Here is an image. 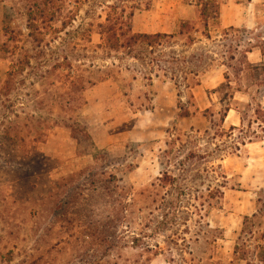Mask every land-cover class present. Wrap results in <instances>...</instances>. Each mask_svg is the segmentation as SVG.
I'll use <instances>...</instances> for the list:
<instances>
[{
    "label": "rangeland",
    "instance_id": "374dc122",
    "mask_svg": "<svg viewBox=\"0 0 264 264\" xmlns=\"http://www.w3.org/2000/svg\"><path fill=\"white\" fill-rule=\"evenodd\" d=\"M34 1L0 0V84L20 56L30 58L9 85L4 107L0 103V264H245L234 258L233 249L243 217L255 210V192L264 186L262 141L187 163L194 169L220 164L227 176L224 198L206 217L223 232L214 248L196 241L193 207L187 219V208L179 207L175 222L162 229L160 212L142 208L139 198L165 170L178 173L187 154L218 141L211 139L217 126L206 109L219 122L229 106L222 124L228 130L240 125L242 110L253 114L257 103L264 107V85L252 83L255 77L264 82V74L243 73V92L230 99L223 97L225 78L217 65L201 84L188 88L153 70L154 55L138 61L126 50L107 53L100 45V24L112 9H125L126 15L133 11L135 32L177 33L183 21L202 29L197 0H50L55 29H46L44 40L28 28ZM217 1L212 40L195 32L192 46L174 39L162 49L165 59L170 50L188 55L206 48L208 65L217 64L222 47L216 40L230 26L229 43L240 42L241 48L249 47L252 36L264 37V0ZM248 58L264 68L258 48ZM57 61L59 71L82 78L84 102L76 109L68 103L74 98L69 85L36 74ZM182 110L190 115L180 116ZM72 114L87 126L90 141L76 140L60 124ZM10 120L18 127L10 129ZM91 142L107 152L106 158H93ZM41 153L44 163L41 159L32 173L29 157ZM73 190L82 197L66 208L61 200ZM121 205L126 217L116 220L112 245L91 237L108 221L115 223Z\"/></svg>",
    "mask_w": 264,
    "mask_h": 264
},
{
    "label": "trees",
    "instance_id": "16d2710c",
    "mask_svg": "<svg viewBox=\"0 0 264 264\" xmlns=\"http://www.w3.org/2000/svg\"><path fill=\"white\" fill-rule=\"evenodd\" d=\"M33 3L32 8L29 9L28 28L31 30V36L40 35L39 39L44 40L46 29L51 33V29H55L52 24L56 19L54 17L55 12L50 0H35ZM197 6L199 8V16L202 20V29L195 27L189 21H183L179 25L177 33L135 32L131 27V17L134 12L131 11L126 15L125 9L119 11L112 9L107 13L105 22L100 24L102 40L100 45L107 53L115 50H126L127 54L138 61L146 60L147 54L154 55L150 58L153 70L156 68L163 70V76L165 78L172 80L176 84L183 83L188 88L201 84L202 78L206 73L214 65H217L222 69L225 78L224 87L226 92H224L223 97L233 99L235 92H243V87L240 83V77L243 73L252 71L254 74H257V77L264 74L263 66L254 65L248 58V53L254 47L258 48L261 54L264 55V37L261 34L252 36L249 38V41H246L249 47L241 48L240 42L235 41V43H229V40H231L230 34L234 30L230 26L216 40L222 47L220 51L221 58L217 64L211 63L208 65L207 58H211L208 56V49L206 48L198 49L195 53L188 55L184 54L183 51L176 52L170 50L168 57L165 59V54L162 53V49L171 46L170 44L174 39H184V45L192 46L196 42V37L192 36V32H195L212 40L210 28L218 20L219 3L217 0H197ZM244 31H247V29H244ZM25 63H30V58L26 54L17 59V64H14L7 72L8 78L3 84H0V103L3 107L5 105L2 102L3 97L6 98L9 85H12V81L22 71L26 65ZM58 63L57 61L51 69L40 70V73L36 74L41 80L54 76L61 83L69 85V92L74 98L72 102L68 103L76 109L84 102V97L80 93L84 89V86H80L82 78L79 76L75 77L72 71L67 74L59 71L62 65ZM158 75L156 74V76ZM252 83L256 87L264 85L263 79H256V77ZM6 108L8 109L7 106ZM229 110V106L224 108V112L218 122V120H214V112L206 109L207 117H209L214 126H217L214 136L211 139L215 138L218 141H215L210 149L207 147L201 153L190 152L187 154L180 162L181 167L178 168V173L165 170L162 176L157 179V182H154L151 188L142 192L139 198L144 206L142 208H147L151 212H160L161 217L157 220V223L159 228L161 227L162 229L164 226L175 222L180 211L179 207L183 206L187 208L183 211V213L188 212L184 219H187L189 215L188 208L193 207V211L198 215V219L196 220L198 227L195 239L198 242L202 241L209 246L211 245L212 248L215 247L217 240L222 238L223 232L219 227H211L206 217L209 216L213 208L220 205L221 200L224 198L223 189L227 187V176L223 172L220 164H205L202 167L199 166L194 169L190 168L187 163L192 158H196L201 162L208 161V158L224 153H235L240 151L241 147L247 143L255 141H262L264 143V107L260 103H257L253 109V114H249V111L246 109L242 110L240 112V125H231L226 130L222 128V124ZM188 115H190L189 110H182L180 113V116ZM8 123L10 124V129L12 125L14 128H17L19 125L17 121L13 122L10 120ZM60 124L67 127L76 140H84V142L91 140V136L87 132V126L77 115H70L67 119L62 120ZM89 151L96 160L98 158H106L104 154L107 152L97 148L93 142L90 143ZM37 156H41L40 160ZM45 157L42 153L29 157L31 159L30 167L33 169L32 173L38 170V163L40 164L41 159L43 165ZM255 193V210L251 214L243 217L241 229L233 249L234 258L245 261V264H264V186L259 188ZM81 197L82 193L73 190L66 194V197L61 201H63V206L67 208L73 202L79 201ZM120 208L115 223H112V220L108 221L103 225L104 228L100 232H95L91 237H94L95 240L102 241V243H106L110 247L116 228V220H125L126 217L124 216L126 211L124 205H121ZM137 240L141 241L142 239L139 236ZM145 249L149 251L151 248L147 245ZM216 264L221 263L217 262Z\"/></svg>",
    "mask_w": 264,
    "mask_h": 264
}]
</instances>
